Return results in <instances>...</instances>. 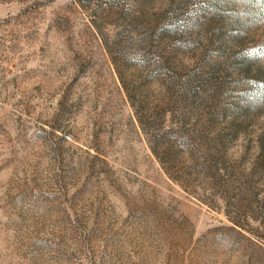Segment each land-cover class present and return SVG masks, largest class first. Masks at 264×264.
Listing matches in <instances>:
<instances>
[{"label": "rangeland", "instance_id": "rangeland-1", "mask_svg": "<svg viewBox=\"0 0 264 264\" xmlns=\"http://www.w3.org/2000/svg\"><path fill=\"white\" fill-rule=\"evenodd\" d=\"M181 1L0 0V264H264V17Z\"/></svg>", "mask_w": 264, "mask_h": 264}, {"label": "trees", "instance_id": "trees-1", "mask_svg": "<svg viewBox=\"0 0 264 264\" xmlns=\"http://www.w3.org/2000/svg\"><path fill=\"white\" fill-rule=\"evenodd\" d=\"M115 0H101V2L104 5L110 6L112 5L111 3L114 2ZM182 1L181 0H173V8H175L174 10V14H175V20H173L172 22H169V25L165 28L162 29L163 33H168L169 36H173L175 37V45H179L180 44V40H182V37L185 39H189V33L187 31L188 28H186V26H188L189 24H191L190 20L188 21V24H185L186 19L183 18V15H181L179 13V6ZM202 2H207L210 4H213L215 8H218L220 10H227L229 8L234 7L235 4H240L241 7H244L245 9L249 10V14L253 15V11L255 18L257 20H260L261 18L264 17V0H201ZM186 3V2H185ZM179 4V5H178ZM204 6H202L203 9ZM242 13H246V12H242ZM247 14V13H246ZM235 15L237 16L238 13L237 12H231V14H229V19H231V17ZM248 16V14L246 15ZM158 31V28H156V33ZM152 34V33H151ZM151 34H149L148 38L151 39ZM148 35V34H147ZM185 42L181 43L178 46V50L183 49L185 46ZM150 50L144 52V54L142 56V59L144 58V56H151L155 53V47L153 44L150 45ZM178 83L174 84L175 86V90L173 91V96L175 97H181L182 101H185L186 95L189 92L187 87H184L185 84H182L181 80L177 81ZM139 124L144 128V123L142 122V118H138Z\"/></svg>", "mask_w": 264, "mask_h": 264}]
</instances>
